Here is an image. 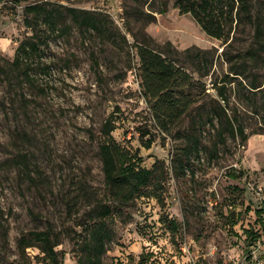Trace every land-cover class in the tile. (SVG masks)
Segmentation results:
<instances>
[{"label":"rangeland","instance_id":"1","mask_svg":"<svg viewBox=\"0 0 264 264\" xmlns=\"http://www.w3.org/2000/svg\"><path fill=\"white\" fill-rule=\"evenodd\" d=\"M18 1L0 4V63L12 60L18 43L30 34L23 25L24 7L43 1L108 15L128 45L101 58L99 80L77 34L52 41L50 54L64 70L46 87L43 100L26 95L25 101L17 85L0 83V105L6 112L0 109V264H46L36 248L21 257L17 240L47 228L58 236L55 249L63 264H75L83 234L77 223L88 211L75 196L80 186L103 195L97 144L101 125L111 114L116 121L113 138L139 150L142 167L162 161L166 175L162 202L142 197L115 218V237L103 264H264V108L258 114L241 109L244 143L228 139L217 158L208 161L206 155L195 165L193 179L176 178L169 166L179 142L161 133L141 94L139 61L124 25L128 1ZM172 2L163 14L156 2L155 13L141 9L152 14L143 17L149 20L145 34L179 51L197 47L220 52L221 43L206 36L190 15L179 14ZM206 83L211 88L209 79ZM29 98L25 110L23 101ZM145 131L143 141L154 139L149 149L141 144ZM254 233L259 237L252 243Z\"/></svg>","mask_w":264,"mask_h":264},{"label":"trees","instance_id":"2","mask_svg":"<svg viewBox=\"0 0 264 264\" xmlns=\"http://www.w3.org/2000/svg\"><path fill=\"white\" fill-rule=\"evenodd\" d=\"M127 1L124 25L139 61L141 94L161 133L179 142L171 156L170 171L176 178L193 179L194 167L204 156L209 155L208 161L217 158L228 139H239L240 143L247 140L241 109L258 114L260 106L264 108V0H173L172 7L179 14L190 15L206 36L221 43L220 52L197 47L179 51L169 42H154L144 32L149 20L143 17H152L156 3L163 14L169 0ZM144 7L150 13L143 12ZM23 25L30 34L18 43L12 60L0 63V83L17 85L25 101L26 95L43 100L46 87L64 70L59 59L50 54L52 41L77 34L86 44L90 67L99 80L103 79L101 58H106L111 49L128 45L126 36L108 15L50 1L26 5ZM126 67L131 70V66ZM32 98L23 101L25 110ZM0 109L6 113L3 104ZM115 129L111 114L99 130L102 197L82 186L75 196L88 207L77 223L83 234L77 242L75 264H103L115 237V218L137 199L151 196L162 202L164 163L157 160L150 169L142 167L139 150L118 143L112 136ZM147 135L146 131L141 133L145 149L154 142L152 137L143 141ZM170 224L175 231V224ZM258 237L254 233L252 243ZM59 244L51 228L30 231L17 240L21 257H26V249L36 248L46 264H63L61 253L55 249Z\"/></svg>","mask_w":264,"mask_h":264}]
</instances>
